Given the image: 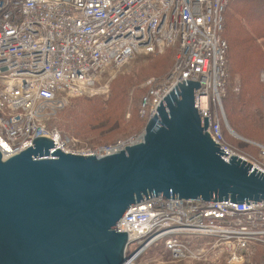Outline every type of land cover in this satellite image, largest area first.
<instances>
[{
	"label": "built area",
	"instance_id": "1",
	"mask_svg": "<svg viewBox=\"0 0 264 264\" xmlns=\"http://www.w3.org/2000/svg\"><path fill=\"white\" fill-rule=\"evenodd\" d=\"M236 0H0V149L5 158L48 137L56 148L106 155L139 141L78 148L76 139L51 125L72 97L97 93L101 74L137 53L176 48L172 70L149 78L139 112L149 120L161 100L184 80L198 81L195 106L209 116L207 131L226 142L222 93L228 77L225 15ZM264 87V73L261 74ZM228 127V122H227ZM250 160L264 173V144ZM253 201V202H252ZM228 200L152 196L132 203L117 223L128 235L129 264H158L144 255L156 243L173 260L253 264L264 248V199ZM131 253V254H130ZM140 261V263H138ZM143 261V262H142ZM264 264V262H263Z\"/></svg>",
	"mask_w": 264,
	"mask_h": 264
},
{
	"label": "water",
	"instance_id": "2",
	"mask_svg": "<svg viewBox=\"0 0 264 264\" xmlns=\"http://www.w3.org/2000/svg\"><path fill=\"white\" fill-rule=\"evenodd\" d=\"M199 86L178 82L141 140L111 154L66 152L44 136L8 158L0 149V264H129L117 223L132 203L263 200L264 173L242 156L226 160L207 131Z\"/></svg>",
	"mask_w": 264,
	"mask_h": 264
},
{
	"label": "trees",
	"instance_id": "3",
	"mask_svg": "<svg viewBox=\"0 0 264 264\" xmlns=\"http://www.w3.org/2000/svg\"><path fill=\"white\" fill-rule=\"evenodd\" d=\"M231 6H233L231 11H228ZM229 8L228 12L226 11L223 32V37L228 42L229 82L227 88H229L227 94L222 97V105L227 113L228 123L233 130L244 136H250L262 117L260 109L252 111V106L255 96L260 91L264 95L260 77L264 72V52L260 44L257 43V38L264 36V0H260V2L259 0H236L230 4ZM175 53L176 48L173 47L161 53L164 54V57H151L154 55L152 53L140 57L139 60H148V62L120 78L115 85L111 99L104 103V108L96 105L94 112L84 117L89 112L85 113V105L77 102L66 113H63L57 123L60 127H64L65 131H78L83 135H89V137L98 135L101 139L117 138L105 145L130 137L146 118L143 117V121L136 115V110H133L130 120L120 122L119 115L124 116V112L128 108L129 92L133 87L136 88L135 93L140 92L141 89L138 85L145 80L151 70L167 75L174 65L169 71V56H173L175 60ZM167 70L169 72L166 73ZM136 100L137 95H135L134 104L137 102ZM258 100L264 105L263 96L258 97ZM223 130L226 134L224 126ZM256 255L263 258L264 248L258 249Z\"/></svg>",
	"mask_w": 264,
	"mask_h": 264
},
{
	"label": "rangeland",
	"instance_id": "4",
	"mask_svg": "<svg viewBox=\"0 0 264 264\" xmlns=\"http://www.w3.org/2000/svg\"><path fill=\"white\" fill-rule=\"evenodd\" d=\"M260 2V0H259ZM233 6H231L228 11H231V8ZM227 11V12H228ZM227 16V14H226ZM257 43L260 44L262 51L264 52V36L261 38H257ZM146 55V53H137L128 63H126L125 65H123L120 68H111L108 67L106 69V71H104L101 74V79L100 82L98 84V89H97V93H90V94H83V95H77L71 98L69 105L62 110L58 116L56 118H54L51 121V125L52 126H56L61 133L64 136H69L71 138H75L76 139V144L78 146V148H92V147H100L101 145H105V143H109L112 142L114 140H116V137L110 138V139H101L99 138L98 135L95 136H90L89 135H83L78 131H73V130H68L65 131L64 127H60L59 124L57 123L63 113H66L69 108L75 104V103H81L84 106V108L86 109V112H89V114L85 115L84 117L89 116L92 112H94V107L97 106H101L104 108L106 101H108L109 99H111L113 92L115 91V85L117 82H119L120 78L123 76H127L128 74L131 73V70L134 69H138L139 66H141V64L148 62V60H139L140 57ZM164 55V54H163ZM162 54L161 55H152L153 56H157V57H164ZM169 71L172 68V65L174 64V58L173 56H169ZM229 66V64H228ZM166 71L169 72V71ZM264 73V72H263ZM261 73V74H263ZM166 75V74H165ZM165 75L160 74V72H155V71H149L145 80H143L138 87L141 89L140 92H136L135 90L136 88L133 87V89L129 92V104H128V108L125 110L124 112V116L123 115H119V117H121L120 122H124V121H128L130 120V118L132 117L133 110H136V115L139 116L141 119H143V117L140 115L139 112V107H140V100L143 97V95L146 93L147 87L145 86L146 81L151 78V77H163ZM261 77V75H260ZM262 81V80H261ZM260 81V82H261ZM228 82H229V76L225 82V89L223 90L222 95H226L228 92ZM259 82V80H258ZM263 84V83H262ZM264 90V87H263ZM135 95H137V102L134 104V99H135ZM263 96V101H264V95L263 93H258L255 98H254V104L252 106V111H254L255 109H260L261 113H262V117L261 120L259 121V124L257 125L255 131L253 132L252 135L250 136H244L242 134L237 133L236 131H234L235 133L231 132L229 130V128L227 127V122L225 123V132H226V142L228 143V145H230L237 153H239L240 155L248 158V159H252L255 160L256 158H259V147L252 143L251 141H254L256 143H260V144H264V105L262 104V102H260L258 100V97H262ZM223 97V96H222ZM107 105V104H106ZM225 111V110H224ZM227 115V113L225 112V116ZM72 119V118H70ZM54 121V122H53ZM144 121V119H143ZM148 120L146 119L143 124L135 131V133H133L131 136L134 135V137H140L139 140H141L142 134L144 132V129L146 127ZM229 124V123H228ZM230 126V125H229ZM231 127V126H230ZM232 128V127H231ZM108 129V128H106ZM105 129V130H106ZM233 129V128H232ZM122 137V136H121ZM144 258H156V261L159 262L158 264H225L224 262H219V263H204V262H194V261H186V260H173L170 258V256L168 255V253H166L163 249L162 246V242H158L156 243L153 247L150 248V250L144 255ZM264 261V256L263 258L260 255H256L253 258V264H260L262 261ZM143 262V261H142ZM138 263H140V261H138ZM263 264V262L261 263Z\"/></svg>",
	"mask_w": 264,
	"mask_h": 264
},
{
	"label": "bare ground",
	"instance_id": "5",
	"mask_svg": "<svg viewBox=\"0 0 264 264\" xmlns=\"http://www.w3.org/2000/svg\"><path fill=\"white\" fill-rule=\"evenodd\" d=\"M140 138V137H139Z\"/></svg>",
	"mask_w": 264,
	"mask_h": 264
}]
</instances>
